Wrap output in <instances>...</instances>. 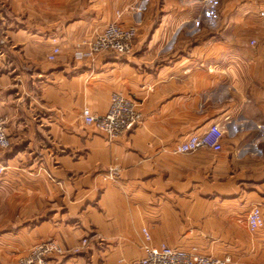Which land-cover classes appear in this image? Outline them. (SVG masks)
Segmentation results:
<instances>
[{
  "label": "crops",
  "instance_id": "1",
  "mask_svg": "<svg viewBox=\"0 0 264 264\" xmlns=\"http://www.w3.org/2000/svg\"><path fill=\"white\" fill-rule=\"evenodd\" d=\"M263 12L264 0H0L11 141L0 152V264L52 240L65 254L50 264H133L143 228L155 245L264 264V227L248 225L254 207L264 216ZM115 21L138 27L130 55L76 57ZM114 92L142 121L109 142L82 111L106 113ZM216 123L221 151L176 152Z\"/></svg>",
  "mask_w": 264,
  "mask_h": 264
},
{
  "label": "built area",
  "instance_id": "2",
  "mask_svg": "<svg viewBox=\"0 0 264 264\" xmlns=\"http://www.w3.org/2000/svg\"><path fill=\"white\" fill-rule=\"evenodd\" d=\"M136 8H132L135 10ZM264 15V12L262 13ZM138 35L136 25H123L118 21L110 23L102 32L95 34L83 47L76 52L78 58H93L103 52H114L121 56L130 55L134 50L135 39ZM252 44H256L253 40ZM61 48L55 46L48 56L56 60ZM82 118L88 125L94 126L104 134L109 142L117 140L124 133L134 129L142 121V113L137 103L121 92H114L110 98V107L104 114H95L89 107L82 111ZM225 126L216 123L203 133L192 134L176 148L178 153H191L201 148L221 151L224 146ZM11 146L7 133V119L0 112V150ZM3 170V169H1ZM248 225L252 231L264 227V216L259 206L254 207L248 216ZM145 254L133 264H233L230 257H213L196 251H187L169 246L166 243L153 244V238L147 228H143ZM89 244L84 238L82 244L73 249L81 253ZM65 254L58 242L52 240L35 245L31 251L20 258L19 264H50L53 255Z\"/></svg>",
  "mask_w": 264,
  "mask_h": 264
},
{
  "label": "rangeland",
  "instance_id": "3",
  "mask_svg": "<svg viewBox=\"0 0 264 264\" xmlns=\"http://www.w3.org/2000/svg\"><path fill=\"white\" fill-rule=\"evenodd\" d=\"M9 148H10V147H9ZM9 148H7V149H9ZM7 149H6V150H7ZM6 150H0V152H2V151H6ZM4 168H5L4 166H1V167H0V172H2V171L4 170ZM1 169H3V170H1ZM18 264H19V262H18Z\"/></svg>",
  "mask_w": 264,
  "mask_h": 264
}]
</instances>
